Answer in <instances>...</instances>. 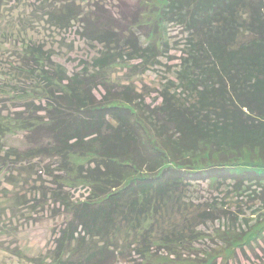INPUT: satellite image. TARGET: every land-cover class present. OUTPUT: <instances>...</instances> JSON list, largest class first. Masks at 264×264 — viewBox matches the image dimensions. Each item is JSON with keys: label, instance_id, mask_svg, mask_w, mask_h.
Wrapping results in <instances>:
<instances>
[{"label": "trees", "instance_id": "1", "mask_svg": "<svg viewBox=\"0 0 264 264\" xmlns=\"http://www.w3.org/2000/svg\"><path fill=\"white\" fill-rule=\"evenodd\" d=\"M68 2L49 6L47 20L58 28L78 22L96 55L71 74L36 43L22 41L0 58V134L25 139L9 158L36 160L53 178L56 166L89 190L80 203L51 193L67 218L54 264H153L161 250L174 261L197 250L199 225L229 218L240 225L222 201L194 205V184L241 195L252 183L264 206V176L240 170L245 161L264 164V0H166L146 33L141 9L112 13L96 3L86 13ZM162 23L181 38L160 87L111 80L113 64L160 65ZM207 236L225 246L243 238L234 228ZM203 251L208 257L213 247ZM206 257L184 263L206 264Z\"/></svg>", "mask_w": 264, "mask_h": 264}, {"label": "rangeland", "instance_id": "2", "mask_svg": "<svg viewBox=\"0 0 264 264\" xmlns=\"http://www.w3.org/2000/svg\"><path fill=\"white\" fill-rule=\"evenodd\" d=\"M63 1L1 0L0 58L10 56L16 49L22 48L20 44L23 42L27 43L26 45L36 43L49 51L52 60L65 67L71 74L75 69H79L80 60H89L96 55L98 46L90 45L80 36L78 22L69 28H58L47 20L45 13L48 7L54 5L57 7ZM140 2L141 0H73L68 3H72L76 11L86 13L87 11L92 13L96 3L112 13L124 9L130 15L134 8L141 9L143 13L140 20L148 24V28L142 29V32L146 33L159 22L158 19L161 18L159 11L166 0H151L147 5ZM159 28L158 42L162 43H159L160 51L167 55L159 58L160 65H143L141 62L136 64V60L113 64L109 69L111 80L131 83L139 90L146 87V90L152 91L160 87L166 67L177 62L179 50L174 42L179 41L181 37L177 33V28L170 24L162 23ZM150 38L152 40V37ZM0 72V82L6 81L1 69ZM96 94L98 95V92ZM14 103L17 109H21L23 100H16ZM24 147V135L20 132L0 134V264H54L59 250L57 239L65 227L67 218L63 208L57 209V204L53 203L51 193L53 190L57 193L63 191L69 200L80 203L87 199L89 190L84 182L66 177L64 173L56 170V166L51 168L53 176H56L53 178L46 176L44 169L38 168L39 163L36 160L21 162L17 158L16 160L9 158L8 152L13 153L17 148L22 151ZM14 160L15 162H12ZM245 164L246 166L240 167V170L246 169L264 176V164L256 165L248 161H245ZM64 179L66 183L58 182ZM262 185L264 191V184ZM216 188L218 187H215L213 182L191 186L190 196L193 204L203 205L206 200L211 199L222 201L223 208L235 218L238 217L240 225L233 224L231 218L199 225L196 228L204 236L195 242L196 251H183L180 257L173 261L171 258L174 259V256L171 255L169 258L166 250H161L153 254V264H186L185 260L195 257L197 262H202L199 258L204 259L207 256L203 250L210 247H213V251L205 258L206 264H264V206L258 201L260 194L262 197V190L252 183L245 185V191L243 190L241 195L234 190L230 192L228 189ZM258 211H261L260 214H257ZM233 228L243 237L233 244L219 245L218 241L211 242L207 236L227 229L233 231Z\"/></svg>", "mask_w": 264, "mask_h": 264}]
</instances>
